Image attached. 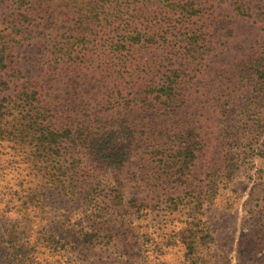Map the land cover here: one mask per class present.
Masks as SVG:
<instances>
[{
    "label": "rangeland",
    "instance_id": "obj_1",
    "mask_svg": "<svg viewBox=\"0 0 264 264\" xmlns=\"http://www.w3.org/2000/svg\"><path fill=\"white\" fill-rule=\"evenodd\" d=\"M22 1L0 0L15 46L0 65L9 93L36 92L74 131L128 125L129 160L119 172L80 147L59 156L92 176L76 199L27 168V148L1 142L0 264H16L4 239L18 221L36 264H264V0H197L193 29L162 30L160 44L122 40L166 21L164 0H101L112 15L95 33L68 0L45 20ZM178 69L173 101L145 90L135 100ZM91 229L106 237L83 241Z\"/></svg>",
    "mask_w": 264,
    "mask_h": 264
},
{
    "label": "trees",
    "instance_id": "obj_2",
    "mask_svg": "<svg viewBox=\"0 0 264 264\" xmlns=\"http://www.w3.org/2000/svg\"><path fill=\"white\" fill-rule=\"evenodd\" d=\"M56 0H27L28 6L26 14L30 18L31 12L34 13V19L37 15H41L43 20L50 16L53 12L52 7ZM59 1V0H57ZM66 2L65 0H61ZM68 0V4H73L80 15V22L77 23L78 28L81 26L84 29L91 30L93 33L104 26L106 21L112 14L106 12V5L101 0ZM169 4V8L165 13L166 21L156 23L152 28L155 30L151 33L142 31L138 27H134V31L123 38V42H151L159 43L157 37L161 38L163 42L166 37L161 35L162 30L172 36V28L178 30L191 31L193 29L190 23L192 19L200 12L199 3L197 0H164ZM18 3L24 4L22 0ZM31 11V12H30ZM135 11L139 12L134 16L142 18L144 12L138 7ZM162 13V12H161ZM178 14L177 17L175 15ZM55 17V16H54ZM127 22L128 26H132L131 20ZM34 25V24H33ZM76 25V26H77ZM80 25V26H79ZM40 28V25H36ZM149 27L150 26H145ZM150 28V29H152ZM182 34V32H181ZM196 36V34H193ZM6 32L0 31V65L7 61L9 65L14 62L11 55L15 46L11 47L10 40L7 38ZM184 39H178L177 43L183 42ZM119 41L118 43H120ZM117 43V41L115 42ZM177 43L174 48H177ZM191 43V42H190ZM189 45L187 42L184 46ZM177 50V49H175ZM189 50H186V53ZM178 71V75L174 81H171L170 74H166L164 82L157 85H144L141 91L134 94L135 100L138 99L141 92L145 90V94H155L157 98L164 97L168 101H173L177 96V92L181 90L178 87V78L180 76V69L171 70V72ZM10 82L2 75L0 71V143L12 141L14 144H19L27 148L23 152L25 162L28 164L27 168L41 173L43 177H50L52 185L64 191L72 198H80L83 195L82 184L84 181L90 179L85 170H81L79 164L67 159L62 164L57 165L55 162L59 156L70 154V150L74 148H82L84 157L88 161L99 163V165H108L115 171H123L129 160V147L126 143V129L128 125L119 123L116 128H100L97 131L92 129L79 127L78 131H74L70 127H60L50 115L44 114L43 110L47 109L44 101L40 96H36V92L24 93L21 100L17 96L9 93ZM89 128V127H88ZM186 156H189L186 154ZM81 160V159H80ZM86 160V159H85ZM87 162L85 168L90 165ZM81 177V178H80ZM85 195H88L85 192ZM17 226V227H16ZM21 228V222H14L11 229L8 230L7 237L4 239L12 248V253H9V259L16 264H36L34 260L28 259L32 256L31 243L29 240L24 241L17 230ZM48 240L57 241V237L51 234L47 229H42ZM82 240L87 243L95 242V240L104 239L106 236L102 235L98 229H91L80 233ZM28 261V263H27Z\"/></svg>",
    "mask_w": 264,
    "mask_h": 264
}]
</instances>
